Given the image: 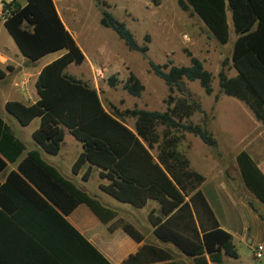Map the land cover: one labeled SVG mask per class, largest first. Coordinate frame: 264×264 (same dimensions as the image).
<instances>
[{
  "label": "trees",
  "instance_id": "16d2710c",
  "mask_svg": "<svg viewBox=\"0 0 264 264\" xmlns=\"http://www.w3.org/2000/svg\"><path fill=\"white\" fill-rule=\"evenodd\" d=\"M94 1L101 6L100 24L111 28L129 49L146 58L150 35L144 36L145 43L138 44L126 24L105 8L106 2ZM177 4L190 15H198L220 44L229 40L227 10L231 12L236 37L230 57L222 60L217 72L218 84L223 94L243 102L264 124V0H177ZM2 11L4 27L29 60L65 50L41 68L35 81L39 96L35 102H5V109L21 125L39 117L32 138L41 148L56 154L66 128L83 146L72 164L73 172L88 163L82 174L87 179L91 165H97L100 176L109 180L100 183V188L117 200L136 207L145 205L148 199L160 204V215L154 209L148 213L152 232L160 241L172 243L196 264H208V260L220 264L223 255L238 257L232 235L220 227L199 188L205 177L190 167L177 146L184 132L208 146L217 145L204 122L190 119L195 112L203 113L201 103L190 92L183 98L172 95L174 89L184 91L183 79L198 80L207 94L212 92V73L204 68L203 61L188 49V65L148 59L149 71L168 87L165 109L120 110L109 103L111 110H106L96 88L64 73L69 63H82L84 54L53 0L3 1ZM229 60L236 71L233 76L226 74ZM5 74L0 66V79ZM106 82L115 87L117 74L109 75ZM122 87L136 97L144 89L132 71H128ZM127 117L134 118L133 128L126 124ZM24 150V143L0 117V170L7 162L17 161ZM235 160L245 187L264 205V173L245 150L239 151ZM80 203L103 222L116 214L47 163L38 150L28 151L0 183V264H110L65 217ZM122 228L136 241L141 240L133 225L125 222ZM143 252L151 264H184L152 245L141 246L121 264L137 262Z\"/></svg>",
  "mask_w": 264,
  "mask_h": 264
},
{
  "label": "rangeland",
  "instance_id": "374dc122",
  "mask_svg": "<svg viewBox=\"0 0 264 264\" xmlns=\"http://www.w3.org/2000/svg\"><path fill=\"white\" fill-rule=\"evenodd\" d=\"M1 1L8 2L10 0H0V3ZM102 1L106 2L107 7L105 8L108 11L126 24L138 44L145 43L144 36L146 34L150 35L151 39L147 42L146 58L139 51L129 49L111 28L100 24L101 6L97 5L94 0H65L67 4L75 9L72 26L77 41L84 49L87 58V61L81 65L70 63L67 65L65 72L75 75L83 69H86V71H88L87 69L91 70L92 62L98 64L103 70V77L98 78L97 88L100 98L108 110H111L109 103L115 104L120 109L137 107L149 110H164L166 107L164 99L167 98L169 93L168 87L161 78L149 71L147 60L150 59L160 64L170 60L174 65H188L189 57L185 52V47H189L193 55L202 60L203 53L200 51L198 40L193 39L192 43L186 44V38L183 37L184 33H191L181 22V19L189 12L182 10L177 4V0ZM228 16L230 23L228 42L225 44L215 43V46L210 44V48L214 50L210 53L207 62H203L204 68L212 73V92L207 94L198 80L191 81L187 79H183L184 91L174 89L172 92V95L176 98L186 97L187 92H190L192 97L202 104L207 110L206 116L203 113L195 112L190 119L200 124L207 123L205 127L217 140V145L215 147L208 146L199 137L184 132L181 135L183 139L179 140L177 146L182 153H185L194 170L204 176H207V172L212 173L207 181L210 184L207 183L205 188L213 186L217 190L216 194L220 204L223 210L227 212V220L233 225L236 223V226L249 228L254 234L259 231L256 235L251 234V237H253L252 245H255L260 241H264V205L257 200L260 205L258 211L263 214V225H254L253 218L258 215L250 207V204L256 208L254 201H252L256 198L253 197L251 200L250 194L245 189L233 155V151L240 150L245 145L248 139V137L245 138L246 134L256 133L253 132L255 126L247 117L246 112H249L252 117L253 115L241 101L223 94L217 79L221 62L225 57H230L233 39L236 37L232 29L229 11ZM9 42L14 44L0 21V50L10 49ZM64 51L63 49L51 52L37 61L25 59L26 64L39 66L44 61ZM16 59L20 60V57ZM126 66H128V70ZM225 69L228 76H233L236 73L230 60L227 62ZM128 71H132L144 86L139 97L127 93L122 87ZM114 73L117 74L119 82L115 87H110L106 83V78ZM92 76L94 75L92 74ZM2 86L3 81H0V91H2ZM214 99H217V102L212 106ZM211 109L213 110V119H211ZM0 113L6 117L8 124L24 144L28 148L32 147L34 141L30 131L38 124V118H35L29 125L22 126L12 114L5 110L1 102ZM132 120L133 118L127 117L125 122L131 123ZM158 130L160 131L161 128ZM75 144L76 139L65 130L64 142L57 155L40 152L44 159L52 164H61L62 169L66 171L68 164L73 161ZM153 152L156 154L155 149H153ZM219 174H221V177ZM87 186L93 191L101 193L97 187L96 175L91 177ZM231 193L239 200H236ZM101 194L104 195L103 198L117 202L109 194ZM236 243L242 261L246 264H264V256L259 259L252 256L249 247L250 242L236 240ZM226 258V262L229 264H239L233 257L227 256ZM179 261L184 264H196L192 258L180 252Z\"/></svg>",
  "mask_w": 264,
  "mask_h": 264
},
{
  "label": "crops",
  "instance_id": "0c3cea01",
  "mask_svg": "<svg viewBox=\"0 0 264 264\" xmlns=\"http://www.w3.org/2000/svg\"><path fill=\"white\" fill-rule=\"evenodd\" d=\"M53 1H54L55 7L58 11V14L62 22L64 23L65 27L70 32V34L73 36L77 45L80 47V49L82 50L84 54V60L79 65L84 64L87 61L86 54L82 46L78 43L75 31H74V27L72 26L75 9L73 6H70V4H67L65 0H53ZM228 11L229 10H227V21L229 19ZM229 13H230V20H231V12L229 11ZM0 21L3 24L4 17H3V11L1 7H0ZM181 22H182V25L183 26L185 25V28L187 30H190L191 32L189 34L184 33L187 36V38L185 39V43L190 44V42L192 43L193 39H197L198 40L197 43L200 47V51L203 53L202 61L204 63L207 62L210 53L214 50L213 48H210V44L212 46H215V43L217 44H220V43L215 39L213 35H211L208 27L205 25V23L202 21V19L198 15L186 14V16H184L181 19ZM231 25H232V20H231ZM228 26H229V33H230L229 21H228ZM232 29H233V25H232ZM12 41L14 44L9 42L10 49L5 48V49L0 50V66L3 69H5V72H6L5 76L2 79H0V81H3V86L1 87L2 91H0L1 93L0 102L4 105V107H5V102L8 100H17L23 103L35 102L39 98L36 88H35V81H36V78L41 68L45 64L49 63L50 61L54 60L55 58H57L58 56L62 54L61 53L55 57H52L44 61L39 66H36L35 64L27 65L25 59H28V58L27 57L25 58V56L19 51L13 39ZM185 48L191 51L189 47H185ZM19 57H20V60L16 59ZM7 66H9V68ZM91 66H92L91 70L87 69L88 71H86V69H83L80 71L79 74L75 73V75L66 73L65 72V69L67 67L66 66L64 69V73L65 75H67L68 77L74 80L80 81L90 87L96 88L99 93V90L97 88L98 79L95 80L94 76H92L93 74L92 68H96V67L99 68V65L92 62ZM127 67L128 66H126V68ZM84 68H87V67H84ZM217 99H214L212 106L214 105V103L217 102L216 101ZM201 108L203 110V114L204 113L206 114L207 110L202 106V104H201ZM105 109L108 110L106 107ZM211 112H212L211 119H213L214 115H213L212 109H211ZM198 113H202V112H198ZM246 113H247V117L252 121V124L255 126V130H253V132H256V133H252L253 135L252 134L248 135L249 133L246 134L245 138L248 137V139L245 145L243 146L244 149L242 147V149L240 150L233 151V155L235 157L236 154L241 150L247 151L250 154L253 161L259 166V168L264 173V124L256 120L252 112L251 113L253 117L251 116V114H249V112H246ZM0 117L9 126V128L11 129L15 137H17L20 141H22L20 137L16 135V133L12 130L11 126L8 124L6 117L1 113H0ZM35 118H38V124L35 126L34 129L30 131L31 137H32V132L38 128L39 123H40L39 117H35ZM35 118H33L27 125H29ZM126 124L130 128H133L134 118L131 123H126ZM27 125H22V126H27ZM65 130L67 129L66 128L64 129V136H65ZM186 133L188 132H185V134ZM182 139L183 138L181 137L180 140ZM33 141L34 142H32L33 143L32 147H29L32 149H29L24 144L25 150L20 155V157L17 159V161L13 163L7 162L6 167L0 170V183H3L5 181L8 172L16 168L18 162L26 155L28 151L34 150V149L38 150L42 157V154L40 151L42 152H45V151L41 148V146L34 139ZM63 142H64V138L61 143V147L63 145ZM61 147H60V150H61ZM60 150L56 154H52V155H57L60 152ZM82 150H83L82 143L78 139H76L74 153L72 152L74 154L73 161L71 162V164H68V168L66 169V171L65 169H62L61 164H52L51 162L47 161L43 157L42 158L47 163L55 166L65 177L70 179L77 187L85 190L90 195L95 196L104 206L111 208L112 210L116 212V214L112 219L103 222L89 209L87 205H85L84 203H80L68 215L65 216L66 219L109 260L110 264H121L125 259L129 257V255L135 254L139 250V248L143 245H152V246L164 249L165 251L169 252L172 255L174 260L179 261V252H180L179 249L172 243L160 241L157 237L154 236L152 232L153 226L150 223V220L148 218V213L151 209H154L155 214L160 215L161 214L160 204L154 199H148L145 205L141 207H136L130 203L119 201L113 196L112 197L117 200L118 204L117 202H113L107 198H103L104 195L101 193H106V192L100 188V183H108L109 180L106 178H102L100 176L101 168L99 166L91 165V172L87 179H83L82 174L88 169L90 164L88 163L84 164L81 167V169L76 173L72 171V164L75 161L78 154ZM151 153L153 154L154 158H156V154L153 152V149L151 150ZM48 154H51V153H48ZM189 164H190V161H189ZM190 167H191V164H190ZM211 174L212 173H208V172H207V176L206 175L204 176L202 174L205 177V179L199 188L202 191L204 197L206 198L209 206L211 207L216 219L218 220L220 227L227 230L232 235L233 242L237 248V251H238V247H237L236 240H238L239 242H250L249 247L252 253H253V248L255 245L262 244L264 247V241H260L257 244L252 245L253 237H251V234L256 235L259 233V231L255 232L254 234V232H252L249 228H244L242 226H236V223L233 225L230 221L227 220V216H226L227 212L223 210L220 204V200L218 199L217 194H216L217 190L213 188V186H209L208 188H205L206 184L208 183L207 182L208 177L211 176ZM94 175H96L97 177V187H98L99 192L101 193L93 191L87 186L91 177ZM219 175L221 177V174ZM245 189L250 194V197L252 200L254 196L249 192V190L246 187ZM234 197L236 200H239L238 197L236 196ZM252 201H254V204L256 206V208L254 207L255 210L254 209L253 210L258 215L257 217L253 218V223L254 225L257 224L258 226H262L263 225L262 223L263 214L260 213V211H258L260 208V205H259L260 202L258 201L259 202L258 203L257 199L252 200ZM125 222L133 225V227L141 234L142 238L140 241H136L123 230L122 224ZM263 256H264V250H263ZM226 257L227 256L223 255L222 262L220 264H229L228 262H226L227 261ZM147 258H148L147 253L143 252L142 255L138 257V261L133 262L131 264H151L150 259H147ZM235 260L239 264H246L244 261L241 260L239 251H238V257H236ZM208 264H215V263H212L211 261L208 260Z\"/></svg>",
  "mask_w": 264,
  "mask_h": 264
},
{
  "label": "built area",
  "instance_id": "2783aa9c",
  "mask_svg": "<svg viewBox=\"0 0 264 264\" xmlns=\"http://www.w3.org/2000/svg\"><path fill=\"white\" fill-rule=\"evenodd\" d=\"M2 6H3V1H1V3H0L1 8H2ZM183 37L187 38L186 34H183ZM92 73L94 75L95 80L103 77V70L100 67L99 68L98 67L92 68ZM263 250H264V247L262 244L255 245L253 248V253H252L253 257L255 259L262 258L263 257Z\"/></svg>",
  "mask_w": 264,
  "mask_h": 264
}]
</instances>
